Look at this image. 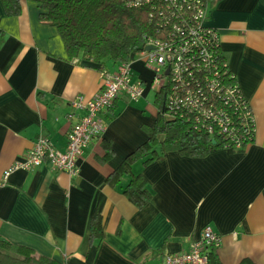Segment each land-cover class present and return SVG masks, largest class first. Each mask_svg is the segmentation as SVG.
Masks as SVG:
<instances>
[{
    "label": "crops",
    "instance_id": "0c3cea01",
    "mask_svg": "<svg viewBox=\"0 0 264 264\" xmlns=\"http://www.w3.org/2000/svg\"><path fill=\"white\" fill-rule=\"evenodd\" d=\"M7 18L0 4V180L40 137L62 151L83 116L70 103L101 89L100 65L68 61L57 31L39 23L36 5L21 1ZM205 27L213 29L253 120V142L242 154L218 151L202 158L177 153L131 171L152 197L140 209L106 179L140 145L157 111L148 89L152 72L141 55L131 60L137 101L119 97L101 113L105 131L69 178L46 164L11 172L0 187V239L63 264H165L187 253L205 228L219 238L217 264H264V0H212ZM105 69L115 68L105 65ZM149 92H152L150 95ZM113 155L102 161V144ZM100 217V240L89 221Z\"/></svg>",
    "mask_w": 264,
    "mask_h": 264
},
{
    "label": "trees",
    "instance_id": "16d2710c",
    "mask_svg": "<svg viewBox=\"0 0 264 264\" xmlns=\"http://www.w3.org/2000/svg\"><path fill=\"white\" fill-rule=\"evenodd\" d=\"M21 1L0 0L5 17H18L21 14ZM25 1L37 6L41 25L57 31L68 61L98 64L101 66V72H111L105 69V65L116 68L121 64H130L133 56L145 52L149 40L166 42L168 38H173L175 42L177 41V36L171 33L176 20L169 19L172 14L166 1H154L137 7L130 6L131 0ZM196 1H199V6L205 13L212 2L176 0L179 10H173V15L184 17L191 25H195L197 22L194 21L192 12L195 10L193 7ZM183 3L189 4V9L187 6H180ZM202 30L205 38L211 40L206 50L211 54L209 64L196 68V55L200 51L195 49L191 66L192 74L195 75L193 83L188 78L186 83L181 85L173 81L171 76H164V81L154 91L152 104L157 114L153 126L145 128L146 141L129 154L117 170L106 179L113 188L120 187L126 180L127 184L122 186V193L137 209L145 206L152 194L142 176L131 171L134 163L147 166L162 160L168 153H177L187 158H202L223 150L228 154H242L253 142L252 114L227 66L225 57L220 52L218 37L214 39L212 32L215 31L205 25ZM1 34L0 31V37ZM180 38H183V35ZM196 82L202 90L207 83L214 82L220 93L227 94L226 97L220 98L211 97L208 92L204 93L206 103L211 102L207 105L223 111L229 118L227 133L217 131L213 136H209L203 122H194L192 112L170 101L172 93L176 92L180 99L185 89L196 86ZM102 148L104 152L102 161H107L113 155L112 149L105 143L102 144ZM100 231V217L93 216L89 221V240H100ZM213 251V248L205 251L208 264H217ZM0 264L63 263L41 256L24 246L13 245L0 239Z\"/></svg>",
    "mask_w": 264,
    "mask_h": 264
},
{
    "label": "built area",
    "instance_id": "2783aa9c",
    "mask_svg": "<svg viewBox=\"0 0 264 264\" xmlns=\"http://www.w3.org/2000/svg\"><path fill=\"white\" fill-rule=\"evenodd\" d=\"M154 1L168 3L170 14H172L169 19L176 20V24L172 25L171 33L177 36V41L175 42L173 38H168L166 42L149 40L146 45L149 49L140 54L145 66L151 70L153 75L148 84V89L152 92L160 87L164 76H171L173 81L181 85L186 83L188 78L192 83L194 82L195 75L191 71L193 50L200 51L197 55L195 54L197 69L199 66H207L211 56L210 52L206 51L211 40L205 38L202 30L206 13L199 6V1L194 2L196 3L193 7L195 10L192 12V17L197 22L195 25H191L184 17L173 15V10H179L176 0H131L129 4L137 7L151 4ZM180 6H187L189 9V4L183 3ZM182 35L183 38H180ZM212 36L214 39L218 37L216 32H212ZM100 77L101 89L93 99L84 101L83 98L78 97L70 103L72 110L83 112V116L78 118L70 128L65 148L59 151L46 137L38 138L27 150L23 160L14 163L10 170L4 173L0 180V187L4 185L11 172L18 170L27 172L43 164L54 172L67 174L69 178H74L79 174L77 162L84 150L92 142L98 141L105 131L101 113L109 109L119 97L123 96L130 101H137L144 96L145 88L139 82L133 81L130 64H121L111 72H101ZM203 88L204 90L196 82V86L185 89L180 99L176 96V92L172 93L170 101L192 112L194 122H203L209 136H213V133L217 131L227 133L229 118L224 115L223 111L214 109L212 105L208 106L207 104L211 102L206 103L204 93L208 92L211 97L220 98L226 97L227 94L220 93L214 82L207 83ZM219 242L218 236L214 235L210 228H205L201 237L190 245L187 253L166 256L164 262L165 264H208L205 251L208 248L217 249Z\"/></svg>",
    "mask_w": 264,
    "mask_h": 264
},
{
    "label": "water",
    "instance_id": "95a60500",
    "mask_svg": "<svg viewBox=\"0 0 264 264\" xmlns=\"http://www.w3.org/2000/svg\"><path fill=\"white\" fill-rule=\"evenodd\" d=\"M149 48H146L145 50H148ZM212 144H214V141H212Z\"/></svg>",
    "mask_w": 264,
    "mask_h": 264
},
{
    "label": "rangeland",
    "instance_id": "374dc122",
    "mask_svg": "<svg viewBox=\"0 0 264 264\" xmlns=\"http://www.w3.org/2000/svg\"><path fill=\"white\" fill-rule=\"evenodd\" d=\"M150 93V95L149 96H151L152 95V92H149Z\"/></svg>",
    "mask_w": 264,
    "mask_h": 264
}]
</instances>
